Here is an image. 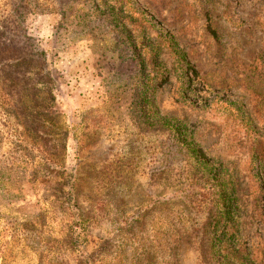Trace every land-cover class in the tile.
I'll list each match as a JSON object with an SVG mask.
<instances>
[{"label":"rangeland","instance_id":"374dc122","mask_svg":"<svg viewBox=\"0 0 264 264\" xmlns=\"http://www.w3.org/2000/svg\"><path fill=\"white\" fill-rule=\"evenodd\" d=\"M0 264H264V0H0Z\"/></svg>","mask_w":264,"mask_h":264},{"label":"trees","instance_id":"16d2710c","mask_svg":"<svg viewBox=\"0 0 264 264\" xmlns=\"http://www.w3.org/2000/svg\"><path fill=\"white\" fill-rule=\"evenodd\" d=\"M208 31L213 36H215V37L217 36L216 31L212 28L211 25H208ZM30 54L32 56H34V57L35 56H37L38 58H41L42 57L44 59V63H45V54L43 52H38L35 49H31ZM7 55L10 56V53H7L5 56H7ZM12 56L16 57V60H18V61L22 60L23 59V50H20V51L15 52ZM42 70H44V69H42ZM190 70H191V72H193V74H194L195 77H199V73H198V71L194 67H190ZM36 71L39 72L40 69H37ZM44 72H45V70H44ZM200 155L203 156V157H205V155H204V153L202 151H200ZM54 162L56 163L55 166H61V167H63V163L60 164L59 161H54ZM190 197H191V195H189V198ZM218 205H219V208H220V211H221L220 218L224 219L223 217H228L229 216V212H232L231 211V206L228 205V202L226 201L225 196L223 194L220 196V201H219V204ZM198 206H200V205H198Z\"/></svg>","mask_w":264,"mask_h":264}]
</instances>
